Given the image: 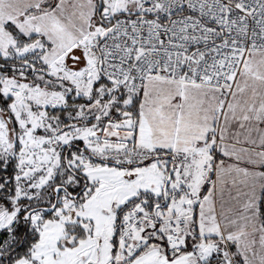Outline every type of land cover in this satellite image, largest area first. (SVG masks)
Returning <instances> with one entry per match:
<instances>
[{"label":"snow or ice","instance_id":"1","mask_svg":"<svg viewBox=\"0 0 264 264\" xmlns=\"http://www.w3.org/2000/svg\"><path fill=\"white\" fill-rule=\"evenodd\" d=\"M0 264H264V0H0Z\"/></svg>","mask_w":264,"mask_h":264}]
</instances>
